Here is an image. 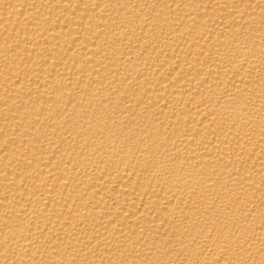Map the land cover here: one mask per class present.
Instances as JSON below:
<instances>
[{
    "label": "bare ground",
    "instance_id": "6f19581e",
    "mask_svg": "<svg viewBox=\"0 0 264 264\" xmlns=\"http://www.w3.org/2000/svg\"><path fill=\"white\" fill-rule=\"evenodd\" d=\"M0 264H264V0H0Z\"/></svg>",
    "mask_w": 264,
    "mask_h": 264
}]
</instances>
